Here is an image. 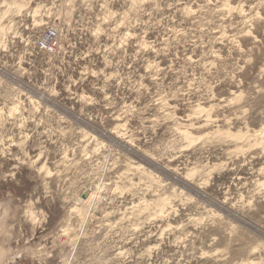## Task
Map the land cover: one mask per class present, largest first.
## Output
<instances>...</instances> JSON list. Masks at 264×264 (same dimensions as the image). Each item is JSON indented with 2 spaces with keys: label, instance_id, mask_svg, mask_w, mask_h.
<instances>
[{
  "label": "rangeland",
  "instance_id": "1",
  "mask_svg": "<svg viewBox=\"0 0 264 264\" xmlns=\"http://www.w3.org/2000/svg\"><path fill=\"white\" fill-rule=\"evenodd\" d=\"M0 264H264V0H0Z\"/></svg>",
  "mask_w": 264,
  "mask_h": 264
},
{
  "label": "built area",
  "instance_id": "2",
  "mask_svg": "<svg viewBox=\"0 0 264 264\" xmlns=\"http://www.w3.org/2000/svg\"><path fill=\"white\" fill-rule=\"evenodd\" d=\"M47 39L48 41L40 43V48L44 52H52L55 49V39H56L55 32L49 33Z\"/></svg>",
  "mask_w": 264,
  "mask_h": 264
},
{
  "label": "bare ground",
  "instance_id": "3",
  "mask_svg": "<svg viewBox=\"0 0 264 264\" xmlns=\"http://www.w3.org/2000/svg\"><path fill=\"white\" fill-rule=\"evenodd\" d=\"M93 196H94L93 193H89L86 195L85 199H80V201L78 203H81L82 205H88V204L90 205L93 202V198H94Z\"/></svg>",
  "mask_w": 264,
  "mask_h": 264
},
{
  "label": "water",
  "instance_id": "4",
  "mask_svg": "<svg viewBox=\"0 0 264 264\" xmlns=\"http://www.w3.org/2000/svg\"><path fill=\"white\" fill-rule=\"evenodd\" d=\"M85 197H86V195H85V194H83V195L81 196V199H85Z\"/></svg>",
  "mask_w": 264,
  "mask_h": 264
}]
</instances>
